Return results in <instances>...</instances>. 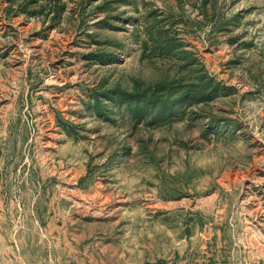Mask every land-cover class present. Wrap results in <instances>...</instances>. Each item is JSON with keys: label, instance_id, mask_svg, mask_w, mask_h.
Returning a JSON list of instances; mask_svg holds the SVG:
<instances>
[{"label": "rangeland", "instance_id": "374dc122", "mask_svg": "<svg viewBox=\"0 0 264 264\" xmlns=\"http://www.w3.org/2000/svg\"><path fill=\"white\" fill-rule=\"evenodd\" d=\"M0 264H264V0H0Z\"/></svg>", "mask_w": 264, "mask_h": 264}, {"label": "crops", "instance_id": "0c3cea01", "mask_svg": "<svg viewBox=\"0 0 264 264\" xmlns=\"http://www.w3.org/2000/svg\"><path fill=\"white\" fill-rule=\"evenodd\" d=\"M174 255V254H173Z\"/></svg>", "mask_w": 264, "mask_h": 264}]
</instances>
